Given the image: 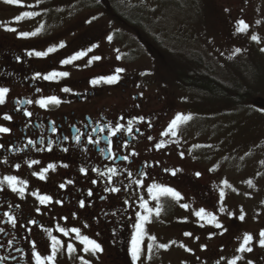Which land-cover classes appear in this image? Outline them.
<instances>
[{
	"label": "flooded vegetation",
	"instance_id": "obj_1",
	"mask_svg": "<svg viewBox=\"0 0 264 264\" xmlns=\"http://www.w3.org/2000/svg\"><path fill=\"white\" fill-rule=\"evenodd\" d=\"M22 1L27 4L18 0L0 3L11 13L20 14L18 20L23 28L37 14L36 8L43 19L40 23L46 21L52 28L70 21L68 32L72 35L68 38L67 31L57 29L53 38L63 40V47L44 53L48 46L41 41L25 40L23 35L13 38L0 31V91L6 90L0 103V128L7 129L0 132V264H37L36 256L41 257L43 264H49L48 257L41 253L47 248L53 251L49 238L59 241L56 246L60 247V235L65 232L75 243L81 242L83 235L91 237L101 250L107 251L104 258L109 264H135L130 246L136 214L149 198V188L173 187L184 194V200L172 196L165 199L166 210L162 215L165 214L167 232L171 226L188 225L180 215L171 214V205L180 212L185 205L207 204L213 199L207 181L179 170L176 165L179 153L170 155V150L159 147L160 131L181 98L167 91L169 85L156 83L148 75L129 69L123 59L81 65V56L92 50L101 36L112 32L108 29L106 33L101 25V31L93 33L90 30L95 29L88 27L86 18L76 20L73 12L79 2L68 6V0H55L60 1L59 5L51 0H43L42 4L40 0ZM98 2L108 10L110 20L140 39L141 30L136 25L140 23L124 17L121 20L109 10L107 0ZM41 7L45 9L44 16ZM25 13L33 15L20 19ZM69 60L71 63H65ZM52 73L59 75L44 78ZM113 76L118 77L117 82L107 83ZM42 100L59 103L41 106ZM117 128L120 131L113 136L112 131ZM89 139L100 143H88ZM174 157L177 160L171 161ZM49 166H55V170ZM113 168L116 175L110 174ZM41 174L44 179L39 178ZM6 178L15 184H9ZM14 187L17 191H13ZM113 187L120 191L112 192ZM45 196L51 202L41 203L40 197ZM81 201L84 207L80 206ZM9 217L15 220V225ZM235 223L226 218L220 228L201 227L204 233L198 229V236L204 237L196 238L199 245L216 240ZM180 235L189 240L195 238V233L187 231ZM223 237L225 240L226 235L220 236ZM70 253L73 251L58 250L51 264L72 260ZM95 255L93 251L90 254ZM72 261L85 264V256Z\"/></svg>",
	"mask_w": 264,
	"mask_h": 264
},
{
	"label": "rangeland",
	"instance_id": "obj_2",
	"mask_svg": "<svg viewBox=\"0 0 264 264\" xmlns=\"http://www.w3.org/2000/svg\"><path fill=\"white\" fill-rule=\"evenodd\" d=\"M18 1L27 4V1ZM51 1L59 5L61 0ZM107 1L109 10L119 19L124 17L128 21L140 23L136 24L141 30L140 39L110 20L108 10L98 0H68V6L80 3L75 7L73 16H77L76 20L86 18L88 27L95 29L90 31L99 33L103 25L106 33L108 29L112 32V35L101 36L92 50H87L81 56L79 63H114L123 59L129 69L148 75L156 83L169 85L167 91L181 99L161 129L159 139L170 150V155L180 154V161L176 162L180 171L209 183L213 198L207 204L187 203V207L183 206L180 212L171 205V214L180 215L183 223L188 225L171 226L167 232L165 214H162L166 210L165 199L171 195L160 193L157 189L179 192L182 199L184 194L173 187L152 188V194L143 202L152 210V214L149 215L143 207L136 214L134 236L136 225L140 223L139 217L149 216L151 223L144 225L145 232L137 260L133 259L131 242V260L135 264H264V247L260 246L264 239L261 237L264 232V110L253 105L255 100L264 99V0ZM29 2L34 4L33 1ZM42 2L40 0V4ZM2 5L0 3V31L11 34L13 38L23 35L25 40L41 41L42 45L48 46L44 53L49 49H57L64 42L57 37L54 39L55 34L52 33L57 29L68 32L70 21L58 23L52 28L46 21L40 23L43 19L35 8L37 14L23 28L22 21L18 20L20 14H13L11 9ZM40 10L44 16L45 9L41 7ZM241 24L247 25L246 31H239ZM144 27L150 34L145 32ZM6 28L15 31H6ZM68 35L70 38L72 34L68 32ZM195 61L205 63L198 64ZM167 65L179 71H213L212 77L216 82L219 80L225 86L238 90L251 88L252 92L246 91L252 95L248 99L250 102L240 104L230 100H207L177 84L173 77L165 76L163 70L169 69L165 67ZM178 116L191 119L177 122L175 130L170 131ZM175 160L176 157L171 159ZM15 176L17 178L18 175ZM249 181L252 183L249 184ZM157 207L159 215L155 214ZM201 211L203 217L197 216L196 213ZM211 217H215V220H211ZM226 218L237 224L221 230L220 234L226 235L225 240L218 235L216 240L206 246L199 245L196 238L204 236H198L197 230L203 232L202 228H217L215 224H220ZM182 231L195 233V238H182ZM83 236L82 241L95 243L91 237ZM247 236H251L252 240L245 244ZM148 237H155V243ZM52 241L49 238L50 246ZM82 241L75 243L68 239V235L61 233V244L60 247L55 245L56 252L60 250L64 253L71 245L74 249L73 254H69L72 260L85 256V264H109L104 258L107 251L96 252L90 244ZM157 245L165 246L167 250ZM149 246L151 252L148 251ZM241 247L250 248L251 251L240 252ZM90 248L96 254L93 257L90 256ZM51 252L47 248L41 255L50 257ZM72 260L62 264H75Z\"/></svg>",
	"mask_w": 264,
	"mask_h": 264
},
{
	"label": "snow or ice",
	"instance_id": "obj_3",
	"mask_svg": "<svg viewBox=\"0 0 264 264\" xmlns=\"http://www.w3.org/2000/svg\"><path fill=\"white\" fill-rule=\"evenodd\" d=\"M3 2L4 3H7V4H12V3H15L16 0H3ZM32 15L33 14H31V13H25L23 16L20 17V19H23L25 16L28 17V18H31ZM246 29H247V25L241 24V26L239 28V31H242L243 32V31H246ZM5 30L6 31H15V29H13V28H6ZM253 39H255V37H253ZM61 47H63V45H61ZM49 51L50 52L56 51V49H49ZM76 58H78V57H74L73 59H76ZM65 63H71V61L70 60L69 61H65ZM57 75H59V74L58 73H52L51 76L44 77V78L45 79H51L52 77L57 76ZM64 75H66V74H64ZM117 80H118V77L117 76H113L110 80H108L106 82L107 83H115V82H117ZM93 83L94 84L95 83H98V81H93ZM65 91H67V89H65ZM5 94H6V90L5 91H0V103H3V97H4ZM48 103H57L58 104L59 101H57V100H50V101H43L42 100V101H40L41 106H45ZM26 115H27V113H26ZM4 119H8V117H4ZM188 119H191V117H180V116H178L176 118V120L173 121V124H172V126L170 128V131H174L175 130V128L177 127V122H179L181 120H188ZM6 131H7V129L0 128V132H6ZM101 131H103V129H101ZM118 131H120L119 128H117L115 131H112V135L115 136ZM128 131L131 132V129L129 128ZM167 134L168 133H165V135H167ZM77 142H79V137H77ZM93 142L96 143V144H99L100 143L99 140H96V141H93L92 139H89L88 140V143H93ZM29 143H32V142L29 141ZM109 143H110V141H109ZM163 146H164L163 144L159 145V147H163ZM47 150L48 151H51V148H48ZM107 152L109 154L111 153V148L110 147L107 150ZM133 155H135V153H133ZM123 159H127V157H123ZM34 163H38V162H34ZM29 167H31V164L29 165ZM49 167L52 170H55V166H49ZM81 171L83 172L84 169H81ZM116 171L117 170L114 169V168L113 169H110V174L111 175H116ZM100 174L101 175H104V173H100ZM173 175H175V172H173ZM39 178L40 179H44V175L41 174ZM6 179L8 180V183L9 184H15V181L14 180H12L10 178H6ZM134 182L139 183L138 181H134ZM251 183L252 182L249 181V184H251ZM225 186H227V185H225ZM153 188H155V186H153ZM13 191H17V189L14 187L13 188ZM111 191L112 192H119L120 189L119 188H116V187H113V188H111ZM148 191H149V194H152L153 189L152 188H149ZM157 191L160 192V193H164V194L171 195L176 200L182 199V197H180L177 193L172 192L171 189L161 188V189H157ZM88 195L91 196L92 193L89 192ZM221 196L223 197V192H221ZM153 199H156V197L153 196ZM40 200H41V203H44L46 201L47 202H51L49 200V198L46 197V196L45 197H40ZM80 206L81 207H84L85 206L83 201H81ZM141 207H143L149 213V215L152 214V210L147 208V204H143V205H141ZM185 207H187V206L185 205ZM155 214L156 215H159V207H157ZM196 215L199 216V217H203L204 213L201 211V212H197ZM240 218L243 219V216H241ZM9 219L11 220V222L13 223V225H15V220H12L11 217H9ZM139 219H140V223L136 225V236H134L133 241H132V246H133V259L134 260H137L139 258V253H140V247H139V245H140V243H141V241L143 239V234L145 232L144 225L146 223H151V220L149 219V216H142V217H139ZM210 219L211 220H215V217H211ZM215 227L220 228V227H222V225H220V224L217 223V224H215ZM58 231H63V230L58 229ZM64 235H67V233L65 232ZM76 235H79V232H77ZM261 237H264V232L261 233ZM148 239H150L153 243H155V239H156L155 237H148ZM251 240H252V237L251 236H247L245 238L244 243L247 244V243L251 242ZM82 242H86V243L90 244L91 247L93 249H95V251H101L100 246L98 244L93 243L90 240H88V241H82ZM52 243H53L54 247H53L52 255L50 257H48L49 264H51V262L54 261V259H55V255H56L55 245L59 244V241H57L55 238H53ZM173 243H175V242H173ZM157 246L158 247H165V246H160V245H157ZM170 246L171 245H169L168 247H170ZM260 246L261 247H264V239L261 240ZM180 247H183V245H180ZM68 250L69 251H74V249H72V246L71 245L68 246ZM151 250H152L151 249V246H149L148 247V251L151 252ZM165 250H167V247H165ZM185 250L187 251V249H185ZM239 251L240 252L251 251V249L250 248L241 247L239 249ZM36 260H37V264H43V262L41 261V257L40 256H36Z\"/></svg>",
	"mask_w": 264,
	"mask_h": 264
},
{
	"label": "trees",
	"instance_id": "obj_4",
	"mask_svg": "<svg viewBox=\"0 0 264 264\" xmlns=\"http://www.w3.org/2000/svg\"><path fill=\"white\" fill-rule=\"evenodd\" d=\"M196 63H200V61H195ZM205 62H201L200 64H204ZM207 64V63H206ZM171 65V64H170ZM165 73V74H164ZM212 73V75H211ZM213 71H208V69H203L202 71L193 72L182 70L179 71L177 68L170 67L169 69L163 70V74L169 75L175 79L177 84L180 86L186 87L187 89L192 90L197 93V95L202 96L207 100H212L216 102L220 101H228L244 104L246 102H250L249 100L252 95H248L247 92H252V89L249 88L247 90H238L235 88H231L229 86H225L221 81L218 80L216 82L214 80ZM189 84V86H185V84ZM247 91V92H246ZM249 99V100H248Z\"/></svg>",
	"mask_w": 264,
	"mask_h": 264
},
{
	"label": "water",
	"instance_id": "obj_5",
	"mask_svg": "<svg viewBox=\"0 0 264 264\" xmlns=\"http://www.w3.org/2000/svg\"><path fill=\"white\" fill-rule=\"evenodd\" d=\"M261 107H263V108H264V103H263V105H261Z\"/></svg>",
	"mask_w": 264,
	"mask_h": 264
}]
</instances>
